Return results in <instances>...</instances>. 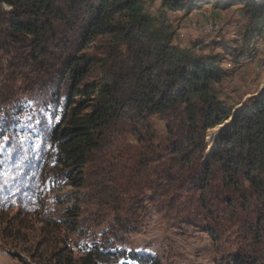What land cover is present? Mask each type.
<instances>
[{
    "label": "trees",
    "instance_id": "16d2710c",
    "mask_svg": "<svg viewBox=\"0 0 264 264\" xmlns=\"http://www.w3.org/2000/svg\"><path fill=\"white\" fill-rule=\"evenodd\" d=\"M219 1L161 0V6L189 14L201 4ZM0 4L9 8L0 12V55L8 56L12 74L25 67L33 74L22 77L23 81L41 85L54 74L60 76L57 85L49 84L54 101L61 105L51 133L52 182L60 193L61 183L77 193L64 192L54 198L67 218L62 224L55 222L71 233L79 228L76 217L85 202L87 169L96 162L102 142L121 124L124 132L141 139L137 148L123 149L127 164L118 162L120 174L113 179L119 183L112 190L125 195L151 185L161 197L181 190L200 192L210 202L204 201L202 207L208 221L226 218L247 234L246 248L222 264L264 261V92L236 114L230 127L221 130L218 148L209 156L207 133L223 125L233 111L215 89L227 76L218 57L203 59L173 44L174 31L158 25L136 0H0ZM240 9L249 20L243 36L248 44L264 28V1H242ZM76 34L80 49L111 35L115 41L108 56L114 65L111 77L82 84L95 61L78 52L57 53L68 50ZM122 47L125 55L120 54ZM5 98L0 95L1 101ZM152 118L165 123L166 136L159 145L153 143L157 135L149 123ZM55 222L56 234L60 226ZM115 222L121 228L125 225L119 218ZM64 244L58 248L59 242L45 257L39 255L36 264L143 263L136 255L96 244L75 257L72 242L70 248Z\"/></svg>",
    "mask_w": 264,
    "mask_h": 264
},
{
    "label": "rangeland",
    "instance_id": "374dc122",
    "mask_svg": "<svg viewBox=\"0 0 264 264\" xmlns=\"http://www.w3.org/2000/svg\"><path fill=\"white\" fill-rule=\"evenodd\" d=\"M136 1L148 15L157 19L158 25L169 26L174 31L173 44L193 50L203 59L218 57L227 76L215 89L219 99L233 109L232 114L242 110L253 97L261 96L264 89V28L244 44L249 20L240 7L242 1L248 0L201 4L189 14L162 8L161 0ZM254 1L262 3L264 0ZM1 11H9V8L0 4ZM210 25H216V28H208ZM79 37L76 34L68 50L57 53L64 52L69 56L78 52L89 61H95L89 67L83 85L97 83L108 74L111 77L114 65L108 56L115 46L111 35L98 37L83 49L77 43ZM120 54H126L124 47ZM237 55L243 56L236 60ZM8 64V56L0 55V95L7 96L6 101L0 100V264H36L39 255L45 257L46 252L59 242L58 248H62L63 241L67 247L72 242L74 248L70 246L75 257L86 247L96 244L136 255L142 259V264L151 261L222 264L246 248L247 234L234 226L235 221L228 222L226 218L208 221L202 208L204 201L209 202L208 197L200 192L181 190L161 197L158 189L151 185L140 193L138 190L125 195L112 190L119 183V179L114 182L120 174L118 162L127 164L122 156L123 149L137 148V140L141 139L124 132L121 124L102 142L96 162L87 169L83 186L85 202L76 217L79 228L71 233L67 226L59 225L67 218L54 198L64 192L68 195L77 193L63 183L60 193L57 191L60 188L54 189L52 182L54 147L51 133L58 122L61 105L54 101L49 84L54 81L57 85L60 76L54 74L47 84H29L22 77L33 73L18 67V72L12 74L14 67ZM229 119L220 126L230 127ZM149 123L157 135L153 143L159 145L166 136L165 123L159 118H152ZM220 126L207 133L206 154L209 156L218 148L217 139H213ZM148 181L151 184V180ZM115 207L125 210L116 211ZM116 218L125 223L124 227L117 226ZM53 222L60 226L56 234ZM208 229L213 231L212 235ZM258 264H264V261Z\"/></svg>",
    "mask_w": 264,
    "mask_h": 264
},
{
    "label": "bare ground",
    "instance_id": "6f19581e",
    "mask_svg": "<svg viewBox=\"0 0 264 264\" xmlns=\"http://www.w3.org/2000/svg\"><path fill=\"white\" fill-rule=\"evenodd\" d=\"M211 31V30H210ZM263 88H264V86H263ZM228 123V122H227ZM223 126V125H222ZM222 126H220L217 130H216V133H215V135H214V139L213 140H215V139H217V137H219L218 136V134L221 132V130L223 129V127Z\"/></svg>",
    "mask_w": 264,
    "mask_h": 264
},
{
    "label": "water",
    "instance_id": "95a60500",
    "mask_svg": "<svg viewBox=\"0 0 264 264\" xmlns=\"http://www.w3.org/2000/svg\"><path fill=\"white\" fill-rule=\"evenodd\" d=\"M263 92H264V89H263V91H262L261 95L263 94ZM236 114H237V113L233 112V114H232L231 118L229 119V120H230V122H232V123H233V120L235 119V117H236Z\"/></svg>",
    "mask_w": 264,
    "mask_h": 264
},
{
    "label": "built area",
    "instance_id": "2783aa9c",
    "mask_svg": "<svg viewBox=\"0 0 264 264\" xmlns=\"http://www.w3.org/2000/svg\"><path fill=\"white\" fill-rule=\"evenodd\" d=\"M208 28H216V25H214V26H212V25H210V26H207Z\"/></svg>",
    "mask_w": 264,
    "mask_h": 264
}]
</instances>
